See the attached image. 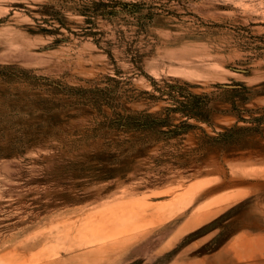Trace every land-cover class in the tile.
<instances>
[{
  "label": "rangeland",
  "instance_id": "374dc122",
  "mask_svg": "<svg viewBox=\"0 0 264 264\" xmlns=\"http://www.w3.org/2000/svg\"><path fill=\"white\" fill-rule=\"evenodd\" d=\"M0 264H264V0H0Z\"/></svg>",
  "mask_w": 264,
  "mask_h": 264
},
{
  "label": "trees",
  "instance_id": "16d2710c",
  "mask_svg": "<svg viewBox=\"0 0 264 264\" xmlns=\"http://www.w3.org/2000/svg\"><path fill=\"white\" fill-rule=\"evenodd\" d=\"M110 4L99 3V2H92L91 6H85V13L94 12V15L101 11V15L106 16L105 11ZM88 16V14H84ZM172 88L168 94L173 95L174 91L180 89L179 87H171ZM233 90H237L236 88ZM105 90H95L94 92H104ZM209 98L208 96L199 97L197 95H192L187 100H177L175 96L172 97V100L175 101V107L168 108L166 110L167 114L170 115L171 113H178L183 115L184 117L188 118V120L196 119L202 120L206 119L205 121H209L208 118L211 117L212 113L216 110L212 108L211 101L206 100ZM206 100V101H203ZM204 102V103H203ZM166 117H158L155 114L149 113H139L137 115H117L114 119H108L107 122L102 123L103 126L106 128H112L116 131H121L124 134H128L131 136V141L126 142L132 143L134 147H138L139 150L136 154L128 156L126 160L129 158L132 159L130 161H124L119 164V169L122 171H132V167H136L137 164L134 162L139 158H146L147 155L145 151L151 148L152 145L156 142H167L170 140H174L178 138L182 134H187L190 128H193L192 125H187L186 128L182 129L178 127V125H173L170 123V119ZM184 124V122H183ZM184 132V133H183ZM129 155V154H128ZM132 164V165H131ZM126 169V170H125Z\"/></svg>",
  "mask_w": 264,
  "mask_h": 264
},
{
  "label": "water",
  "instance_id": "95a60500",
  "mask_svg": "<svg viewBox=\"0 0 264 264\" xmlns=\"http://www.w3.org/2000/svg\"><path fill=\"white\" fill-rule=\"evenodd\" d=\"M224 87H226V88H232V86H229V85H225Z\"/></svg>",
  "mask_w": 264,
  "mask_h": 264
}]
</instances>
